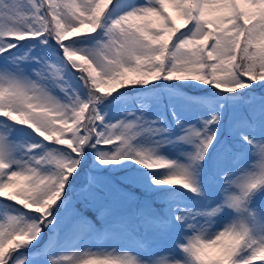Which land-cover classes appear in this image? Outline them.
Returning a JSON list of instances; mask_svg holds the SVG:
<instances>
[{
	"label": "rangeland",
	"instance_id": "rangeland-1",
	"mask_svg": "<svg viewBox=\"0 0 264 264\" xmlns=\"http://www.w3.org/2000/svg\"><path fill=\"white\" fill-rule=\"evenodd\" d=\"M190 1L135 0L133 7L122 11L115 7L113 14L111 0H0V54H4L5 50H16L12 57L7 55L0 57V108L11 107L10 113L17 120L21 119V114L26 113L37 130L43 131V134H49L57 127L53 133H64L63 140L72 145V149L61 153L62 155H54L42 148L41 138L33 134L23 136L14 130L12 122L1 118L0 165L6 166V175L0 180V192L11 191L22 184L23 188L37 196L42 204L43 201L40 199L52 197L53 192L60 191L63 182L69 177V174L62 176L60 169L57 171V168L66 164L68 167L77 168L83 163V166L96 168L98 172L106 164L112 165L113 169L124 168L130 163L129 158L136 157L142 166L155 168L162 164L168 165L166 170L154 176L146 174L143 179L140 178L141 185L148 187L149 190H156L169 181L178 180L183 181L187 187L198 189L206 199L202 204L205 215L200 219L196 216L195 221L198 225L190 226L194 232L192 236H186L178 231L179 235L173 237L172 230L178 229V226H167L162 233H156L157 241L161 242L157 248L142 250L131 237L116 245L107 243L98 246L88 235L92 232L91 222L84 221L83 224L80 223L84 237L78 244L57 238L53 243L55 248L52 247L46 252L51 258L50 262L42 257H36L31 259L29 264H99L100 260L113 259L123 264H191L190 254L194 250L192 238L206 254L222 256L229 252L232 244L229 242L239 235L237 225L243 220L239 218L233 206L251 185L260 178L264 179V101L250 103L261 128L258 134L251 133L242 118L244 106L242 103L240 105L239 97H236L237 94H242L243 78L233 72L230 73L232 59L235 56L232 49L242 33L235 17L233 0H203L202 5L205 18L216 27L217 39L214 44L216 60L213 63L218 71L227 73L232 78L228 81L229 85L221 89L223 94H228L226 98L208 97L199 103H189L169 93L170 108L179 125L182 123L178 136L165 127L168 113L161 94L156 96L151 93L137 102L141 108L140 113L135 111L136 103L129 101L118 113L111 128L102 133L103 138L101 137L99 141L107 144L116 139L121 141L124 139L121 145L118 144L113 149L108 146L105 150L98 151L96 162L87 154L81 158L78 155L73 156L80 150V146L73 142L80 130L82 110L89 108L93 111L95 108L91 101L88 102L86 90L90 88L104 93L102 85L119 76L123 69L135 74L139 68L160 69V58L164 50L166 53V47L175 34L176 24L184 26L189 23ZM243 1L249 9L258 1L264 5V0ZM48 13L60 29L56 35H50L49 17H46ZM104 14L111 28L109 26L107 27L109 29L104 28L97 39L90 41V34L99 32ZM190 26H193L192 31L187 33L181 50H177L180 54L178 60L192 68L197 66L206 74L203 46L207 41L208 30L198 21L191 23ZM80 27H88L86 30L90 29L91 32H84ZM132 28L137 30L135 35ZM23 36H39L42 41L38 44L30 41L19 45L18 39ZM113 36H116L115 39ZM261 36L263 42L261 45H264V33ZM61 38H70L74 41L68 42L66 46L64 44L60 51L57 42ZM49 47H53L55 53H51ZM260 49L259 57L262 60L264 48ZM83 55L90 64L88 71L86 68L77 67L74 75L67 77L63 74L69 58L75 59ZM232 89L234 91L231 92ZM256 92L257 90L247 96L251 97ZM210 94L216 95L218 92L212 91ZM228 105L233 111L230 118L227 115ZM42 111L43 113H40ZM223 114L222 119L229 118L228 124L232 129L234 126L232 123L239 122L234 132L236 136L257 140L262 147L256 152H249L243 173L238 172L242 170L239 166L225 165V171L223 170L227 178L225 186L208 184L204 189H199L196 185L202 182L199 169L201 158L204 157L208 146L222 134L218 120ZM146 122L148 126H153L152 129L157 127L158 131L147 132L144 129ZM72 126L75 128L67 130ZM134 136L137 138L133 143L131 138ZM91 138L90 134L86 135V139ZM221 138L229 149L228 161L234 165L239 164L244 159L239 142L234 140L229 132L223 134ZM131 146L134 154L129 158L127 156L126 159H120L119 154L125 153ZM225 159L226 151L222 150L220 160ZM53 162H58L57 168ZM208 163L210 162L205 160L204 170ZM46 165L50 167L46 168ZM81 173L80 171L79 174ZM98 174L92 178H97ZM98 185L109 191L117 200L123 201L127 217L131 218L130 204H134L137 197L118 195L123 193L115 189L109 180H99ZM75 195L77 200L72 202V205L91 197L78 192ZM102 198L98 197L97 201L101 202L105 212L112 214L110 216L112 224L115 227L116 222L123 224L125 211L122 204L114 198L107 201H102ZM167 200L175 217V225L185 216L187 209L193 214L196 213L191 207L187 208L184 205L183 198L179 195L175 198L171 193ZM38 205L36 206L39 207ZM21 209H11L10 212L0 210V248L3 247V250L6 249V240L11 241L18 237L20 229L28 232L30 225L40 224L39 211L30 208L28 211L36 215H32L25 222V214ZM153 213L154 211L150 209L145 212L147 218ZM256 215V229L264 231V199L257 204ZM74 220L81 221L79 217H75ZM18 222H21L19 226L12 228L13 224ZM8 225L12 228L10 231L7 230ZM77 226L68 218L59 229L70 236L79 233ZM136 232L141 237L138 228ZM96 236L99 240H111L115 239L117 234L112 229H107L96 231ZM258 247L256 250L264 248V237ZM251 258L252 256L249 260ZM14 263L12 261L10 264Z\"/></svg>",
	"mask_w": 264,
	"mask_h": 264
},
{
	"label": "trees",
	"instance_id": "trees-1",
	"mask_svg": "<svg viewBox=\"0 0 264 264\" xmlns=\"http://www.w3.org/2000/svg\"><path fill=\"white\" fill-rule=\"evenodd\" d=\"M198 1L199 0H191V7L197 9ZM111 2L112 12L117 1L111 0ZM236 8L237 18L240 19L239 6L236 5ZM108 10L109 9H107V11ZM255 15L259 18L258 21L256 20V17H254ZM48 17L51 27L50 33L56 35L59 33L60 29L55 24L52 17H50L49 13ZM240 21L242 24L247 22L249 27L242 28V33L236 45L232 49V51L234 50L235 52V56L232 59L230 71L243 78V82L241 83L243 86L242 94H237L236 97L253 94L255 93V90L259 91L260 95H262L264 94V57L262 56L263 59L261 60L259 52L261 50L260 48H264V45H261L263 42L261 41L262 36H260L264 33V5H256L250 13L246 12L245 21L241 19ZM100 24L102 26L99 28V32H93L90 34V41L97 39L98 36L103 33L102 31L104 28H107L108 26L111 27L106 14L103 15V19ZM205 24H207V22H205ZM86 29H88V27H80V30L84 32L90 30ZM133 30L137 32L135 28H133ZM182 30H184L182 26L180 24H176L175 31L180 33L183 32ZM181 36L182 35H175L171 38V43L166 53H164V55L162 54L160 58V69L146 70L139 68L136 74L127 72L123 69L120 71L119 76L102 85L104 87V93H101L98 90H91L90 88L86 90L88 94V102L91 101L95 108L93 111L89 108L82 110L80 130L78 131L77 136L74 137L73 142V144L80 146V150L78 151V154L74 153V157H77L78 155L79 158H81V156L84 157L87 154L91 156L95 162L98 161V159H96V152L98 149L102 148V146L99 145V143H96V140L99 141L105 128L110 127L117 105L122 102L120 107H123L130 95L137 94L141 97H145L151 93L157 95L158 90L164 86L179 94L197 92L200 95L198 96L199 98H202V96L212 90L223 94L221 87L228 86V81L232 78H230L227 74L217 71V69L210 64L209 60H207L206 74L199 70L197 66H195V68H190V70L184 64L177 63V61H175L177 50L181 48ZM30 39L32 38H29V40ZM57 43L59 46L64 48V44L66 45L67 39L63 40L61 43H59V41ZM51 44L56 46V44ZM49 50H54V48L50 47ZM172 58L174 59L172 60ZM89 66L90 64L84 55L75 59L69 58V61L65 63L63 74L67 77L69 75H74L77 67H82L83 69L86 68L88 71L90 68ZM232 91H234V89H232L231 92ZM256 94L253 96H256ZM91 103L89 105H91ZM1 114H3V112L0 110V115ZM7 115L15 118L11 114L7 113ZM107 117L108 120H106ZM11 124L14 125V130L21 135L28 136L29 134H33L41 138L43 146L41 147L44 150L50 151L54 155H62L61 153L68 149H72V145L67 144L66 141L63 140L64 133H53L57 127L49 134H43V131L40 132L37 130L35 124L27 118V115L21 117L20 120H13ZM71 128H75V126L69 127L67 130ZM59 130L64 129L59 128ZM94 133H96L97 139L94 138L93 140ZM87 134L92 136L90 140L86 139ZM128 151H130V157L134 151L130 149H128ZM126 155V153H121L119 154V158L126 159ZM130 159L132 161L130 166L127 165L124 168L113 169L112 165L106 164V166H102L98 172L96 171V168L92 169L89 168V166H83V163L77 168L68 167L67 164L66 166L64 165V167L57 168L58 162H53L57 171L60 169L62 176L69 174V177H67L65 179L66 181L63 182V186L60 191L58 190V192H53L52 197L41 198L40 200L43 201L42 204H40L38 197L34 196L32 192L26 191L22 184L18 185L15 189L12 188L11 191L0 192V200H5L6 203L4 206L8 208V210L15 208L27 209H21L25 214V222L28 221L32 215H36L35 213L28 211L31 210L30 208L39 211V217L41 220L39 225H30L28 232L20 229L17 234L18 237H14L11 241L6 240V249L3 250V247L0 248V264H9L11 261L18 259L21 261V264H29V261L34 259L33 255L36 257V255H39L38 252L41 253L44 245L47 244V247H53V243L51 241L60 234L55 232L53 229L56 225L62 226V224L68 218H72L73 215L80 217H95L97 214V208L100 207L102 209L101 202H98L97 198L102 196L101 193H103V190L96 186L100 192L97 193L93 191L92 186L98 185L99 180L111 179L115 182V185L118 188H126L128 195H131L132 192L135 191L141 192L144 196H146L147 192H150L149 188L137 186L134 176L139 174V168H141L140 170L142 172H145L147 170V166H142L140 164V160L137 158ZM49 167V165H46V168ZM80 171L82 172L81 174H79ZM96 173H99L98 177L92 180L93 175ZM4 175L5 167L0 165V180L4 179ZM82 176H84V178ZM122 179L125 181H122ZM118 180L120 182H118ZM166 185H170L169 187L174 188V191L176 192L180 189V187H183L181 182L178 180L169 181L162 186L166 187ZM157 189L159 188H156V190ZM76 192L85 194L86 196L93 193L94 198L88 201L84 200L86 201L84 203L77 202L72 205V202L77 200V196L75 195ZM111 198L113 197L110 193V196H104L102 201H107ZM38 204H40V206ZM20 223L21 222L13 224L12 228L18 227ZM12 228L9 225L7 226V230L9 231ZM60 236L63 237L64 240H70L71 238L75 239L72 237L73 235L69 236L64 232H61ZM44 255L45 254L42 253L43 257ZM245 255L246 253L242 254V248L240 246L234 245L231 251L225 254V256L214 258L215 262L212 264L230 262L240 263ZM44 259H46L47 262H50L51 258H47L46 256Z\"/></svg>",
	"mask_w": 264,
	"mask_h": 264
}]
</instances>
